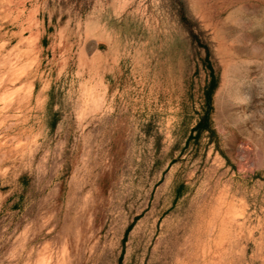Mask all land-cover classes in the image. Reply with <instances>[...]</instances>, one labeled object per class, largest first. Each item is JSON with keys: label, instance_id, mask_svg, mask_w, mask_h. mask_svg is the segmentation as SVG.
<instances>
[{"label": "rangeland", "instance_id": "1", "mask_svg": "<svg viewBox=\"0 0 264 264\" xmlns=\"http://www.w3.org/2000/svg\"><path fill=\"white\" fill-rule=\"evenodd\" d=\"M0 264H264V0H0Z\"/></svg>", "mask_w": 264, "mask_h": 264}, {"label": "trees", "instance_id": "2", "mask_svg": "<svg viewBox=\"0 0 264 264\" xmlns=\"http://www.w3.org/2000/svg\"><path fill=\"white\" fill-rule=\"evenodd\" d=\"M201 126H202V123L200 122L199 127H201Z\"/></svg>", "mask_w": 264, "mask_h": 264}]
</instances>
